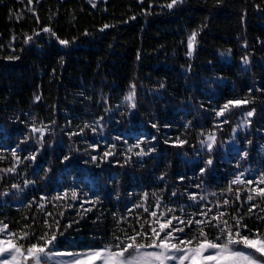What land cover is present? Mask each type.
I'll list each match as a JSON object with an SVG mask.
<instances>
[{
  "label": "trees",
  "instance_id": "obj_1",
  "mask_svg": "<svg viewBox=\"0 0 264 264\" xmlns=\"http://www.w3.org/2000/svg\"><path fill=\"white\" fill-rule=\"evenodd\" d=\"M168 3L0 0V142L19 149L0 164V202L59 189L71 195L76 188L80 198L86 190L96 197L89 213L63 228L78 203L67 200L55 209L58 229L66 235L81 229L104 234L91 236L98 243L112 229L113 211L132 233L139 232L141 224L149 226V209L158 202L204 203L220 208L221 221L235 226L244 196L232 187L220 189L216 176L219 161L238 149L243 170L264 159V0H183L171 9ZM244 57L249 64H243ZM132 85L135 109L125 101ZM236 99L249 103L216 115ZM33 124L44 128L42 142ZM141 131L156 133V148L144 142L147 150L116 149L105 156L98 154L102 146L91 144L104 135L119 146L124 140L118 133L133 141ZM162 132L185 143L168 142ZM209 134L215 136L211 151L202 143ZM141 148L146 155L137 157ZM31 154L34 161L25 159ZM16 157L26 174L18 170ZM208 159L212 165L198 173L202 184L189 186ZM138 197L144 210L131 216L129 204ZM35 218L33 213L26 218L25 232L32 231ZM78 224L86 228L75 230ZM61 237L59 232L56 244Z\"/></svg>",
  "mask_w": 264,
  "mask_h": 264
},
{
  "label": "snow or ice",
  "instance_id": "obj_2",
  "mask_svg": "<svg viewBox=\"0 0 264 264\" xmlns=\"http://www.w3.org/2000/svg\"><path fill=\"white\" fill-rule=\"evenodd\" d=\"M29 3L32 0H28ZM178 3H183V0H171V3L166 5L167 8L171 9ZM38 19V17H37ZM104 28H108L109 25L105 24ZM43 32L52 33L49 27H44ZM196 38V33L193 32L188 40L189 49L193 48V41ZM31 37H29V40ZM58 39V38H57ZM59 44L67 46L68 40L58 39ZM188 55H192L189 51ZM244 65L249 64L248 57L242 59ZM39 99V97H37ZM125 101L129 104L132 109L136 108L135 100V85L131 86V91L125 97ZM249 103L248 100L236 99L230 100L220 107L219 111L216 112L218 117H223L226 110L230 109V106L236 107L243 104ZM255 109L248 111L246 117L250 118L254 115ZM250 123V121H248ZM85 127H88L85 125ZM32 131L40 133V140L42 142L44 128H37L35 124L32 125ZM83 129H81V132ZM92 131H96L95 128ZM75 134V133H72ZM215 142V136L209 134L208 139L202 143L206 145L209 151L212 150ZM179 145H183L185 141L177 140ZM138 146V145H137ZM93 147H96L95 145ZM151 151V149H150ZM12 154L15 156L16 151L13 149ZM105 156L111 155L109 152H105ZM137 157L146 155L144 150L141 148L136 153ZM247 156V153H244ZM25 159L35 160V154H31L30 157ZM65 160L69 157L65 156ZM93 161L96 157H91ZM127 162V161H126ZM213 163L212 159H208L205 164V168L200 169L201 173H204L208 166ZM245 173L237 174L233 181L230 182L229 191H231L232 184H243L245 181L242 177ZM183 179V178H181ZM247 185H252L253 180H246ZM257 187L249 189L247 199L249 202L253 201V193L264 199V173L259 175L256 181ZM13 187H18L14 185ZM199 187V185H197ZM67 196V190L63 193ZM72 198L76 199L77 192L73 190L71 192ZM176 195V193H173ZM238 195V193H237ZM147 196V194H145ZM190 199L195 200L196 194L190 195ZM224 204H228V200H224ZM159 205L157 204V207ZM256 205L252 204L249 208V212ZM147 211V209H145ZM168 212H173V209H168ZM210 211V210H208ZM208 211H202L201 216H207ZM224 213L217 212L215 217H212L209 223H213V227L216 229L219 242H214L208 239L207 233L203 231L205 226L204 220H195V226L200 231L191 238H179L176 234L183 233L184 227L193 225V219L187 221L180 219L179 217L172 215L167 216L166 213H161V218H157V212L152 211L151 216L157 218L154 220L151 226V233L144 232V225H140V232L135 231L133 228V234H125L124 238L114 237L117 241L115 245H103L101 247L87 246L83 250H64L54 251L58 245L56 244L57 235L53 232L50 237L45 234L35 238V242L28 243L26 249L23 243H17V234L11 231H6L8 228L7 224L0 226V264H42L45 259L51 261L54 257H59L57 264H193L197 257L200 258V264H261L264 261V234H261L259 229L255 232L252 229H248L247 225L241 226V218L233 220L235 230L229 226L228 221H221L220 217ZM176 221V224H173ZM70 226V225H69ZM241 227L247 230L248 234H242ZM59 231V229H57ZM62 234V233H61ZM161 234L163 236L161 237ZM34 235V234H33ZM186 236V234H185ZM138 238L149 241V243H137ZM19 240H29V234L23 233L19 236ZM151 249V250H149ZM259 254V257L258 255Z\"/></svg>",
  "mask_w": 264,
  "mask_h": 264
},
{
  "label": "rangeland",
  "instance_id": "obj_3",
  "mask_svg": "<svg viewBox=\"0 0 264 264\" xmlns=\"http://www.w3.org/2000/svg\"><path fill=\"white\" fill-rule=\"evenodd\" d=\"M24 1V0H23ZM28 10L29 8L26 7ZM218 120L215 121V124ZM117 137L124 140V142L117 146L114 144V142L107 137L100 136L97 141L91 142L92 147L95 146H102L99 150L100 155L105 154V152L113 153L116 149H118V152L126 154L128 151L139 149L140 147L144 146L145 150L149 148L144 144V142H151L150 148H156L157 144L155 141L156 133H152L149 135L147 132L141 131L137 137L134 138L133 141L127 140L128 136L126 132H121L117 134ZM162 137L165 138L168 142H174L176 143L178 138L177 134L174 133H168V132H162ZM138 145V146H137ZM13 149H15L16 153L19 150L18 147L13 148H6L4 147L3 143L0 142V164H4L9 160V154L10 158L11 156H14L12 154ZM240 149L236 150L231 156V159L226 157V159H221L219 161L220 166L218 169H221L219 171V175L216 176V181L220 189L229 188L230 182L233 181L234 177L239 173H245V176L242 177V179L245 181L243 184H232L231 187L238 190V193L242 194L244 196V204L240 206L241 214V226L244 224L247 225L248 229H252L254 232L256 229H259L260 233L262 234L264 230V199L259 198L256 193H253V201L249 202L247 199L249 189L257 187L256 181L259 178V175L261 173H264V159L260 157V165L259 167L253 168L251 171L249 170H243L240 167V163L242 161V155H240ZM264 155V153H262ZM17 158V157H16ZM11 160V159H10ZM18 162V170L21 174H26V166L21 163L20 158H17ZM8 163V162H7ZM203 166L200 168L202 169ZM201 171H197V177H193L191 183L188 182L189 186L191 187H197V185H201V176L199 175ZM199 173V174H198ZM252 179L253 184L247 185L246 180ZM259 187H264V185H259ZM198 188V187H197ZM78 190L77 188L75 191ZM66 190H56L55 192H52L53 194L50 195H44L40 194L39 198L35 196L33 199H17L14 201H1L0 202V226H3L4 224H7L8 228L6 231H11L17 234L16 242L17 243H23L25 246V249L30 242H35V238H38L40 236H44L47 234L48 237L52 235L53 232H56V235L61 232L62 237L60 238V242L58 247L54 251H64V250H83L87 246L91 245L94 247H101L103 245H115L117 241L114 239V237H120L121 239L124 238L125 234L132 235V231L130 228L124 223L121 218L119 217L118 212L113 211V217H112V223H111V231L110 233L105 236L103 243L96 242L95 238H92L91 236H99L103 237L104 234L98 233L96 235L93 234V232H83L81 228L82 224H78L75 228L81 229L79 233H75V231H72L70 235H66L68 232L66 231L64 233L65 227L69 226L73 221L76 222V217H81V213H89V209L93 207V202L96 200L95 196H91L88 191H84V193H81L80 198L73 199L72 195H63V193ZM80 191V190H79ZM68 192V191H67ZM72 192V191H71ZM70 192V194H71ZM82 192V191H81ZM65 198L66 201L61 202L60 199ZM227 199V198H225ZM224 199V200H225ZM70 201L71 204L76 203V211L73 212L71 215H69L68 219L66 220V223L60 231H57L58 227V219L59 217L56 215L55 209L65 202L67 203ZM173 202V201H172ZM172 202L167 203H161L158 202L154 205H152L149 209V219H148V225L143 228L144 232L151 233V226L153 225L154 220L157 218H161V213H166L167 216L175 215L179 217L182 220L187 221L188 219H193L194 223L191 226L184 227L183 233H177L176 235L181 238H191L193 236H196V234L200 231L199 228L195 226V220H204L205 226L203 227V231L207 233V235L210 236L208 238L211 241L219 242L216 238L218 236V233L216 229L209 223L212 217H215L217 215V212H222L220 208H211L210 206H207L204 203L199 204H192V205H184L181 206L180 204H173ZM157 204L159 205L157 207ZM252 204H255L256 207L252 208V211L249 212V208L252 207ZM70 205V204H69ZM47 208V210H46ZM168 209H173V212H168ZM129 210L130 215L133 216L135 214H141L144 210V207L140 203V197L136 198L134 201L130 202L129 204ZM210 210V211H208ZM156 211L157 212V218H154L151 216V212ZM202 211H208L207 216H201L200 213ZM30 213L35 214L36 218L31 223L34 224V227L32 228L31 232H25V227L28 225L26 218L30 216ZM93 217L89 218V220H92ZM137 219H140L138 216ZM80 220V219H79ZM163 218H161L162 222ZM95 222V217L92 220ZM173 224H176V221H173ZM235 230V226L233 227ZM141 231V230H140ZM139 231V232H140ZM242 234H248L247 230L241 227ZM23 233H29V240L21 241L19 240V236ZM34 234V235H33ZM186 234V236H185ZM2 235V234H0ZM163 234H161V237ZM148 242L147 240H144L142 238H138L137 243L142 242ZM151 250V249H149ZM59 260V257H54L53 260L49 261L45 259L42 261V264H57ZM193 264H200V258L197 257L196 260L193 262ZM262 264V263H261Z\"/></svg>",
  "mask_w": 264,
  "mask_h": 264
}]
</instances>
